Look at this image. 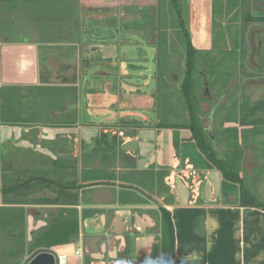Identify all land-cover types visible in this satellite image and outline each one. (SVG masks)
Listing matches in <instances>:
<instances>
[{
	"label": "crops",
	"instance_id": "1",
	"mask_svg": "<svg viewBox=\"0 0 264 264\" xmlns=\"http://www.w3.org/2000/svg\"><path fill=\"white\" fill-rule=\"evenodd\" d=\"M127 1L0 0V113L4 103L6 107L2 110L8 115L28 121L25 125L0 121V139L4 142L18 140L24 148L30 146L28 160H35L37 155H40L36 158L38 161H46L45 156L50 158L51 168L57 169L54 178H74L84 169H91L90 163L81 164L87 152L79 148L82 139L76 134L87 133L86 129L94 135L97 133L96 126L100 125L102 117L97 118L96 112L89 108L94 107L98 99L88 83L97 60L110 61L111 58V55L97 56V52L106 54L111 50L110 43L120 40L115 47L119 50L122 39H127V33L122 37V32L103 24L127 17ZM186 1L185 27L190 42L196 50H209L215 0ZM115 55L117 61L123 63L121 50ZM50 97L52 103L47 102ZM235 106L232 111L240 118L241 108L238 104L235 110ZM120 124L113 123L111 128L118 129ZM145 125L135 138L126 139L122 145L126 146V154H130L129 144L133 141L138 154L137 169L142 173L150 170L153 175L161 164H174L173 150L164 147L172 144V134L176 132L166 129L167 133L163 134L153 124ZM225 125L238 129L239 141L243 129L254 127L238 121ZM30 129L41 130L44 135L32 137L28 142L24 138ZM182 130L189 133L186 129L176 131ZM22 134L26 136L23 140ZM55 134L59 137L55 138ZM48 140H55L59 147L54 150L43 147ZM161 156L162 159L165 156V160L160 159ZM203 177L208 181V188L213 190L217 185L213 196L184 197L163 205L170 212L174 232L171 264H264V209L241 206L235 200L216 196L220 193L218 186L222 178L217 170L208 169ZM260 179L264 184V173ZM89 192L83 194L82 200L65 205H39L25 200L24 209H38L26 217L27 233L46 224L47 212L65 209L71 219L76 214L78 233L67 243L52 247L66 258L64 264H141L147 261L160 264L159 199L157 203L149 199L136 203L132 195L129 201L128 195H120L118 187L96 194L97 198L95 193ZM47 193L45 195L49 196ZM7 202L14 206L12 202L20 201ZM76 250L79 254H75Z\"/></svg>",
	"mask_w": 264,
	"mask_h": 264
},
{
	"label": "rangeland",
	"instance_id": "2",
	"mask_svg": "<svg viewBox=\"0 0 264 264\" xmlns=\"http://www.w3.org/2000/svg\"><path fill=\"white\" fill-rule=\"evenodd\" d=\"M177 3L185 26L187 1L177 0ZM214 4L212 46L209 50H198L194 60V105L204 130L210 129L215 136L216 144L222 152L221 157L225 159L226 164L230 163L232 170L241 172L246 186L264 198V184L260 179L264 173V104L252 114L245 113V117L244 114H239L244 123L254 126L243 129L240 141L236 140L232 128L225 125L233 121L240 123L241 119L232 111L233 105L236 104L235 110L238 104L239 108L246 110L257 102L264 101V21L249 19L251 16H264V0H215ZM127 8V17L115 19L114 22H103L104 25L107 24L106 27L122 32V37L127 33V39H122L125 42L122 41L123 45L119 50L115 47L120 40L111 42V50L106 54L97 52V56L111 55V58L110 61L97 60L95 72L88 83V87L90 86L96 93L98 99L97 104L89 108L96 112L97 118L102 117L100 125L96 126L97 133L94 135L86 129L84 131L87 133L79 131L76 134L82 139L79 148L87 152L81 164L85 166L88 162L91 168L97 167L106 153L116 152L114 162L118 166L122 165L119 170L121 174L130 166L124 167L123 164L132 160L135 161L137 169L136 144L130 142L129 147L132 150L130 154H126V146L122 145L126 139L137 136V133L132 131L134 120H140V127L145 123L155 125L158 122L179 123L187 120L180 93L185 70L184 37L171 0H128ZM120 50L123 63H119L115 55L116 51ZM82 82L86 83L85 76ZM205 90L208 91L210 100L205 97ZM223 92L226 93L223 105L216 109V117L210 125L211 122L207 118L209 106L215 103ZM47 102L52 103L53 98L50 97ZM113 114L116 115L115 118H112ZM113 123L117 126L121 123L116 135L107 139L99 136L100 127L111 128ZM164 131L163 134L167 133ZM174 132H176L174 135L171 133L173 139L189 137L185 130ZM25 134L29 137L44 135L38 129H30ZM7 143L6 140L5 144L0 145L1 149L4 148L9 154L5 156L6 159L0 161V203L16 200L17 196L16 201H20V192L26 187L19 186L17 191H13L14 189L2 191L10 183L37 176L54 178L57 171L56 168H51L53 166L51 159L46 156V161H38L36 158L40 155L33 161L28 160L31 156L28 151L30 146L20 147L18 140L15 148L6 145ZM115 143L118 146L111 148ZM107 148V152L100 151ZM181 149H186L185 144ZM23 150H27L28 153ZM185 152L186 156L171 153L174 164L165 162L160 165L169 170L167 183L170 187L169 194L154 196L159 199L160 205L166 204V198L174 201L190 196L209 197L217 190V185L213 190L208 188V181L203 177L205 171L212 168L204 164L197 165L195 158H191V155L195 157L193 152L191 153L189 149ZM162 160H165V156ZM41 165L51 169L42 170L44 168L39 167ZM222 184L221 178L218 186L220 193L216 196L219 195L220 199L225 198L228 201L236 200V188L231 193L222 192ZM153 186L151 182H146V188L151 189ZM104 191L103 188H99L89 193L96 195ZM30 196L32 195H22L20 199L28 201ZM133 196L136 197L134 198L136 203L142 202L139 201V197ZM2 207L0 215L8 211L7 206ZM32 210L38 209H24V214L29 215L34 212ZM27 225L26 222L28 231ZM159 237V252L162 255L161 232ZM26 256V250H23L16 257L10 256L6 259L21 262Z\"/></svg>",
	"mask_w": 264,
	"mask_h": 264
},
{
	"label": "trees",
	"instance_id": "3",
	"mask_svg": "<svg viewBox=\"0 0 264 264\" xmlns=\"http://www.w3.org/2000/svg\"><path fill=\"white\" fill-rule=\"evenodd\" d=\"M171 3L176 11L178 24L184 37L185 70L184 77L180 85V93L183 98L187 120L179 123L158 122L154 125V127L157 128L159 131H164L166 129H172L173 131H176L178 129L188 130L189 137L186 140L183 138H175L173 139L172 145H167L165 148H167L169 151L174 149V153H177L178 156H186L185 151L189 149L191 153L193 152L195 157L191 155V158H195V162L197 163V165H207L209 168L215 169L220 173L224 184H222L221 187L222 192L226 191L227 193H231V191L236 188V203L241 206L257 207L264 209L263 196L259 197L255 191L250 190L246 186L243 180V176L238 171L232 170L230 163L226 164L225 159L221 157V150L219 149V151L216 149L215 146H217V144L213 145L209 133H207V131H205L203 126L201 125V120L197 114L193 101V70L195 55L198 50H196L190 42L189 33L186 27L184 26V22L181 16V10L178 6L177 0H171ZM249 19L264 21V16H251ZM2 98L1 100H3L4 102L5 99ZM263 104L264 101H260L249 109H241V114H244V117L245 113L252 114L256 110L260 109ZM5 107L6 106L4 103L1 104V123L10 125H25L26 123H28V121H25L23 119H17L16 116L8 115L6 111L2 110ZM216 113L214 119L216 117ZM239 119H241V117ZM146 121L147 120H145V122ZM240 123H244L242 119L240 120ZM132 125V131H134L135 133H137L140 129H145L143 127H146V125H142L140 127V120H134V122H132ZM227 128H232L235 133V138L236 140H238V129L236 127ZM117 133L118 131L116 128L100 127V130L98 131L99 136H101L103 139L112 138ZM213 137L216 143L215 136ZM184 144L186 149H181L183 148ZM117 146L118 144L115 143L111 146V148H115ZM100 151L107 152L108 148L102 149ZM115 153L116 152L106 153L102 157V161L99 166L91 169H84L78 177L64 179L37 176L34 177V179L19 185L26 187L23 192H20V202H12L13 204H16L14 206L7 205L8 202H2L0 205V208H3L2 206H7L6 208L8 209L7 212L0 215V264H19L20 262L7 260L6 258L10 256L16 257L23 250H26V253L29 254L38 247H53L58 244L67 243L71 237H76L78 233L76 214L71 219L70 216H66L67 211L65 209H60L57 212H47L48 219L46 220V224L30 231V233L28 234L26 230V218L24 214V207L22 206L25 203V200L20 199L22 195H32L33 197H30L29 201L30 203L34 204L65 205L72 201H79V198L80 200H82L83 194L85 192H94L97 188H103L104 190L113 191V189L118 187L121 192L120 195L125 193L126 195H128L129 201H131L132 195L139 194L133 189H130L128 187H119L118 185L97 184L88 187L81 186L83 183L94 181H107L133 185L139 187L151 196H157L159 194H169L170 187L167 183L169 170L167 171L164 166H160L158 172L154 173L153 175L151 174L150 170L145 171L144 175H142L143 173L135 168V161L132 160L133 162L129 161L127 163L130 165V168L128 167L127 170H125L126 172L124 174H121L119 171V168H121V166H118L114 162L116 158ZM23 181L24 179H20L18 181L10 183L9 185L11 186L13 184H18ZM146 182L153 183V188H146ZM19 186L14 188L13 191H17ZM152 192L154 194H152ZM45 193L49 194V196H46ZM17 197L16 200L18 199ZM146 199L148 198L140 194L139 201H143ZM165 201L166 203H169L171 200H168V198H166ZM159 212L160 225L162 228L160 232L163 235V249L160 264H171V261L174 257V232L171 216L169 210L163 205H159ZM141 264H151V262L147 261L142 262Z\"/></svg>",
	"mask_w": 264,
	"mask_h": 264
},
{
	"label": "water",
	"instance_id": "4",
	"mask_svg": "<svg viewBox=\"0 0 264 264\" xmlns=\"http://www.w3.org/2000/svg\"><path fill=\"white\" fill-rule=\"evenodd\" d=\"M116 115H114L115 117ZM210 130V129H209ZM209 136L212 139L213 145L216 144L215 140L213 139V136L210 134L209 131ZM217 150L220 148L218 146H215ZM220 151V150H219ZM33 178H29L27 180H24L23 182H20L18 184H13L11 186H8L6 188H3L2 190H9V189H14L18 187L19 185L28 182L29 180H32ZM45 179V178H41ZM118 185L119 187H128L130 189H133L137 191L139 194L142 196L148 198L149 200L157 203L158 199L149 195L148 193L144 192L142 189L139 187L133 186V185H127V184H122V183H115V182H107V181H94V182H87L83 183L81 186H91V185ZM67 187V186H63ZM20 264H60L59 263V254L56 252V250L52 247H38L34 249L32 252H30L22 261Z\"/></svg>",
	"mask_w": 264,
	"mask_h": 264
},
{
	"label": "flooded vegetation",
	"instance_id": "5",
	"mask_svg": "<svg viewBox=\"0 0 264 264\" xmlns=\"http://www.w3.org/2000/svg\"><path fill=\"white\" fill-rule=\"evenodd\" d=\"M259 17V16H258ZM259 43H260V41H259ZM227 92L229 91V87H227V90H226ZM226 93L225 92H223V94H221L220 95V97L216 100V102L215 103H212L211 104V106H209V108H210V110L208 111V113H207V118H209V120H210V122L212 121V120H214V116H215V113H216V109L217 108H220V107H222V105H223V97H224V95H225ZM205 97L208 99V100H210V95H209V93H208V91L207 90H205ZM222 97V98H221ZM212 124V122L210 123V125ZM209 131H210V134L212 135V132H211V130H208L207 129V133H209ZM55 136V138L57 137H59V135L58 134H55L54 135ZM23 137H26L25 135H21V138H22V140H23ZM32 137H36V135L35 136H31V137H29L28 135H27V138H24L25 140H27L28 142H30L31 141V139H32ZM8 143L6 144V145H9L10 147H16V142H13L12 140H9V141H7ZM1 143H4L5 144V142L4 141H2L1 142V139H0V145H2ZM44 145L45 146H43V147H46L47 149H49V150H54V148H56V147H59V144L55 141V140H48V141H45L44 142ZM173 152H174V149H173ZM9 154H7V151L4 149V148H2L1 149V146H0V161L1 160H4V159H6V157L5 156H8ZM34 212H37L36 210L34 211ZM33 212V213H34ZM38 213H39V211H38ZM46 214V216H47V213H45ZM39 216H40V213H39ZM27 217V214L25 215V218ZM28 255V254H27ZM21 263V262H20ZM19 263V264H20Z\"/></svg>",
	"mask_w": 264,
	"mask_h": 264
},
{
	"label": "built area",
	"instance_id": "6",
	"mask_svg": "<svg viewBox=\"0 0 264 264\" xmlns=\"http://www.w3.org/2000/svg\"><path fill=\"white\" fill-rule=\"evenodd\" d=\"M75 254H79V250H76V251H75ZM65 259H66V258H65L64 256H60V255H59V263H60V264H64V263H65Z\"/></svg>",
	"mask_w": 264,
	"mask_h": 264
}]
</instances>
